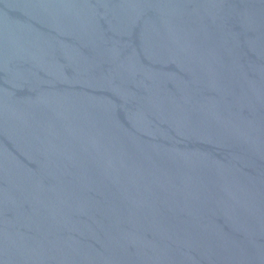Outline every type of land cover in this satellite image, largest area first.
I'll return each mask as SVG.
<instances>
[{
    "label": "water",
    "instance_id": "water-1",
    "mask_svg": "<svg viewBox=\"0 0 264 264\" xmlns=\"http://www.w3.org/2000/svg\"><path fill=\"white\" fill-rule=\"evenodd\" d=\"M0 264H264V0H0Z\"/></svg>",
    "mask_w": 264,
    "mask_h": 264
}]
</instances>
